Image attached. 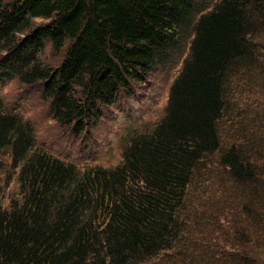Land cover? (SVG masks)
Wrapping results in <instances>:
<instances>
[{
  "label": "trees",
  "instance_id": "obj_1",
  "mask_svg": "<svg viewBox=\"0 0 264 264\" xmlns=\"http://www.w3.org/2000/svg\"><path fill=\"white\" fill-rule=\"evenodd\" d=\"M179 57L163 115L115 167L43 150L0 94V264H264V0H0L1 69L63 126Z\"/></svg>",
  "mask_w": 264,
  "mask_h": 264
},
{
  "label": "rangeland",
  "instance_id": "obj_2",
  "mask_svg": "<svg viewBox=\"0 0 264 264\" xmlns=\"http://www.w3.org/2000/svg\"><path fill=\"white\" fill-rule=\"evenodd\" d=\"M7 2H12L13 0H6ZM50 20H44L41 18L33 19V24H45ZM66 47V46H65ZM3 56H6L4 54ZM66 56V50H55L52 45L50 38L44 41V50L40 53V59L45 63L46 66L56 68L60 66ZM182 58H177L173 61H164L157 64L151 69L150 76L143 82L136 83L135 87L137 89L136 94L121 95L119 100L112 106L103 107L102 113L112 116L118 111L124 108H131L135 110V117L127 118L126 115H119V123H127L135 120L139 116H145L149 121L155 122L154 118L157 120L164 113V104L166 102L168 89L173 78L176 77L177 72L181 68ZM2 85V84H0ZM17 91L12 99L9 100L8 105L14 106L19 105V111L30 119L34 120L38 127L39 140L46 147H50V150L55 154L62 155L66 159L74 160L79 165H85L82 161H85L87 157L91 158L92 162L101 163L103 165H109L112 163H119L122 157V149L115 150L121 145L118 142L120 134L123 133V128L118 127L119 132H111L106 138L107 142L111 143L113 147L108 144H96L92 145L86 143L84 148L80 146V141L82 140L85 129L79 131L77 134L73 132L72 126L61 127L55 120L52 119L49 113V103L42 96V90L38 85H27V84H16ZM102 123L110 124L109 119L106 116L102 117ZM120 126V124L118 125ZM92 129L89 134L92 139L97 141V137L103 136L106 131L104 127L99 129ZM81 149V156L79 150ZM82 158V161H80ZM4 166H9L11 163V156L8 154L4 159ZM7 169H0V184L3 183L4 174ZM3 177V178H2ZM19 189L18 180L16 178L15 182L10 183V188L8 192H15ZM9 198L6 197V202ZM227 230V229H226ZM218 233V232H217Z\"/></svg>",
  "mask_w": 264,
  "mask_h": 264
}]
</instances>
